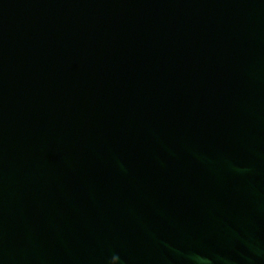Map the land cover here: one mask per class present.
<instances>
[{"label":"water","instance_id":"1","mask_svg":"<svg viewBox=\"0 0 264 264\" xmlns=\"http://www.w3.org/2000/svg\"><path fill=\"white\" fill-rule=\"evenodd\" d=\"M0 264H264V0H0Z\"/></svg>","mask_w":264,"mask_h":264}]
</instances>
